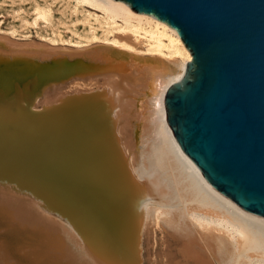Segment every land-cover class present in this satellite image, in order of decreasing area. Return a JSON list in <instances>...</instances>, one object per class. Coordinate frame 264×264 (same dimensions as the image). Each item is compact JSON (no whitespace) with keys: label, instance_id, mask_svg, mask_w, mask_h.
<instances>
[{"label":"bare ground","instance_id":"obj_1","mask_svg":"<svg viewBox=\"0 0 264 264\" xmlns=\"http://www.w3.org/2000/svg\"><path fill=\"white\" fill-rule=\"evenodd\" d=\"M75 2L100 12L84 15L83 41L40 39L100 42L164 65L142 74L69 67L67 58L27 64L31 81L0 99V264H16L5 247L13 240L15 259L23 256L15 245L28 241L24 256L35 264H264V218L218 192L167 122L164 94L191 60L177 32L121 1ZM33 15L36 27L49 9L36 5Z\"/></svg>","mask_w":264,"mask_h":264},{"label":"water","instance_id":"obj_2","mask_svg":"<svg viewBox=\"0 0 264 264\" xmlns=\"http://www.w3.org/2000/svg\"><path fill=\"white\" fill-rule=\"evenodd\" d=\"M116 1L177 32L191 60L164 94L169 127L186 157L218 192L264 218V0ZM0 41L55 51L26 56L0 43L1 100L31 81L27 64L33 60L67 58L69 67H132L142 74L164 65L157 57L100 42L73 47L5 35Z\"/></svg>","mask_w":264,"mask_h":264},{"label":"rangeland","instance_id":"obj_3","mask_svg":"<svg viewBox=\"0 0 264 264\" xmlns=\"http://www.w3.org/2000/svg\"><path fill=\"white\" fill-rule=\"evenodd\" d=\"M36 5L40 7L47 6V8L49 9V17H48V22L46 23L38 22V25L34 27L31 26V23L34 17L33 8ZM99 13H100L99 11L87 5L84 4L76 5L75 0H0V35L11 37L8 34V32L10 30L11 31L14 30V32L17 34L14 36L15 38H19L20 40L28 41V42L29 41L43 42L49 45H55V44H52L48 41L45 42V40L40 39L38 35L47 36V37L49 36L56 37L58 34H61V36L64 39L83 41L85 35L87 34L86 31L84 30L86 25L85 24L86 22H84L85 21L84 15H88V14L99 15ZM26 21L27 24H25ZM53 33L57 35H54ZM19 34H28L30 36H28L26 40V38L25 39L21 38ZM96 34L97 36L101 35L99 30L97 31ZM4 229H5L4 226H0V230L2 232V233L0 232V235L3 234ZM25 236H27L25 238L26 240L27 239L30 240L28 238L29 235H25ZM13 242L16 241L13 240ZM13 242L10 243L9 245L10 246L14 245ZM28 245H29L28 241L15 245L17 246L16 247L17 250H19L17 253L21 252L23 255V256L19 255V259L17 258L15 259L14 257L15 255L13 253L16 254V252L13 250V248H11L10 246L8 247L7 244L6 246L5 245L4 246L8 249L7 251V249L5 248L6 252H8L7 254L11 257L12 261L15 260L13 263L21 264V262L23 261L24 264H35L32 263V261L29 258H27L28 256H24V254L28 255V249H29L27 247ZM25 249L27 250V252L25 251ZM37 264H55V263H53L49 259V260H43V262Z\"/></svg>","mask_w":264,"mask_h":264}]
</instances>
